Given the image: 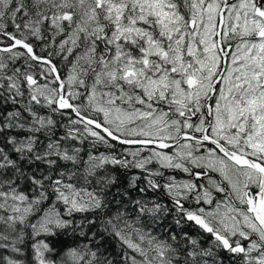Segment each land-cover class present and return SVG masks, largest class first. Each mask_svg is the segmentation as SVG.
Returning a JSON list of instances; mask_svg holds the SVG:
<instances>
[{"label":"snow or ice","instance_id":"snow-or-ice-1","mask_svg":"<svg viewBox=\"0 0 264 264\" xmlns=\"http://www.w3.org/2000/svg\"><path fill=\"white\" fill-rule=\"evenodd\" d=\"M0 37V264H264V0H0Z\"/></svg>","mask_w":264,"mask_h":264},{"label":"trees","instance_id":"trees-1","mask_svg":"<svg viewBox=\"0 0 264 264\" xmlns=\"http://www.w3.org/2000/svg\"><path fill=\"white\" fill-rule=\"evenodd\" d=\"M1 39H4V38H3V37H0V40H1ZM102 150H103V149H102ZM133 172H135V173H139L140 171L134 169ZM128 175L130 176L131 174H128ZM121 178H122V181H123V186L126 187V186H127V181L124 180V176H123V174H122ZM141 186H143V185H141ZM122 190H123V187H121V191H122ZM113 191H115V189H113ZM130 193H131V196H132V197L139 198V196H140V194H139L137 191H134V190H131V189H130ZM148 196H149V197H152V196H154V193L149 192V193H148ZM162 199H166V198H162ZM123 204L125 205V208H126V210H127L129 213H132V212L134 211L133 206H132L131 204L128 203V198H123ZM116 207H118V205H116L115 203H113V204L110 205V208H111L113 211L115 210ZM79 218H80V214H77V219H79ZM162 223H163V224H170V223H171V216H169V217H168L166 220H164ZM159 227H162V225H158V226H157V229H158ZM68 242L71 243V238H70V237L68 238ZM113 243H115V242H113ZM109 250L111 251V249H109ZM116 252H119V249H118V248L116 249ZM113 254H115V253H113Z\"/></svg>","mask_w":264,"mask_h":264},{"label":"flooded vegetation","instance_id":"flooded-vegetation-1","mask_svg":"<svg viewBox=\"0 0 264 264\" xmlns=\"http://www.w3.org/2000/svg\"><path fill=\"white\" fill-rule=\"evenodd\" d=\"M1 40H3V39H1ZM140 171V170H139ZM183 177V174H181V176H178L177 178H182Z\"/></svg>","mask_w":264,"mask_h":264}]
</instances>
